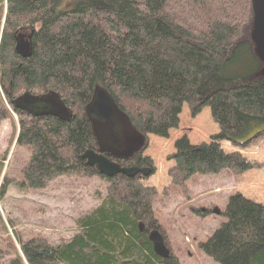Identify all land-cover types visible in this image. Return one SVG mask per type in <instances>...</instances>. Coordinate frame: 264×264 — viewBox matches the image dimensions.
<instances>
[{"label":"trees","instance_id":"trees-1","mask_svg":"<svg viewBox=\"0 0 264 264\" xmlns=\"http://www.w3.org/2000/svg\"><path fill=\"white\" fill-rule=\"evenodd\" d=\"M253 21L250 0H1L0 123L15 115L12 138L29 152L18 187L42 190L61 176L107 183L106 196L77 218L69 240L17 239L20 251L11 240L10 264H177L152 208L157 189L146 183L154 168L142 153L145 137L167 139L183 106L191 118L209 110L217 133L208 142H174L168 178L175 188L195 176L238 177L263 165L239 152L264 134V63L251 41ZM20 34L28 35L25 56ZM98 89L141 140L119 165L147 169V177L106 178L81 157L97 146L86 110ZM24 94L55 95L69 117L17 110L14 101ZM224 142L236 151L226 152ZM220 215L224 221L200 244L203 254L216 264H264V205L238 193ZM153 231L167 258L154 253Z\"/></svg>","mask_w":264,"mask_h":264},{"label":"rangeland","instance_id":"rangeland-1","mask_svg":"<svg viewBox=\"0 0 264 264\" xmlns=\"http://www.w3.org/2000/svg\"><path fill=\"white\" fill-rule=\"evenodd\" d=\"M179 120L178 128L170 131L167 139L145 137L147 144L142 153L154 168L146 183L157 189L152 208L177 264H216L203 254L200 244L224 221L220 213L228 198L239 193L264 205V134L259 144L239 151L248 161L263 164L261 167L238 177L226 172L195 176L183 189L175 188L168 178L174 142L186 136L190 144L197 145L208 142L217 133L207 108L191 118L183 106ZM17 132L15 115L0 123V187L7 181L5 196L0 200V264H10L15 258L14 253L9 254L11 240L17 251H20L17 239L25 241L40 236L51 245L66 242L77 231V218L96 208L107 194L106 181L98 177L61 176L42 190L20 189L21 169L29 152L15 145L12 137ZM221 147L226 152L236 151L225 142Z\"/></svg>","mask_w":264,"mask_h":264},{"label":"water","instance_id":"water-1","mask_svg":"<svg viewBox=\"0 0 264 264\" xmlns=\"http://www.w3.org/2000/svg\"><path fill=\"white\" fill-rule=\"evenodd\" d=\"M254 15V21L251 32V41L255 47L259 59L264 63V0H250ZM18 48L21 49L23 56L27 54L29 48L28 35H18ZM17 110L27 113L33 118L55 117L65 119L69 117V112L63 106L62 102L55 95L34 97L24 94L14 101ZM87 115L91 120L93 135L96 137V130L103 131V140H107L106 125L113 122L116 130L125 133L128 137H135V133L130 128L127 120L115 107L112 100L103 90H96L91 103L87 107ZM127 147L117 150L120 151V159L126 158L129 152L125 150ZM88 166L95 167L98 173L106 178H112L117 174L127 177H133L141 174L147 177L150 172L147 169L123 168L119 164L109 160L102 154L94 151H87L81 156ZM149 240L152 243L153 251L160 258L168 257V249L165 247L163 238L157 231L149 234Z\"/></svg>","mask_w":264,"mask_h":264},{"label":"flooded vegetation","instance_id":"flooded-vegetation-1","mask_svg":"<svg viewBox=\"0 0 264 264\" xmlns=\"http://www.w3.org/2000/svg\"><path fill=\"white\" fill-rule=\"evenodd\" d=\"M106 134L107 140H103L104 132L96 130V148L95 152L102 151V154L106 156L109 160L119 164L120 162H124L127 159H130L132 155L139 149L141 140L132 135L128 137L125 133L116 130L115 124L113 122L106 125ZM127 147L125 150L129 152V155L126 158L120 159L119 155L120 151L123 148Z\"/></svg>","mask_w":264,"mask_h":264},{"label":"bare ground","instance_id":"bare-ground-1","mask_svg":"<svg viewBox=\"0 0 264 264\" xmlns=\"http://www.w3.org/2000/svg\"><path fill=\"white\" fill-rule=\"evenodd\" d=\"M126 168V167H125Z\"/></svg>","mask_w":264,"mask_h":264}]
</instances>
